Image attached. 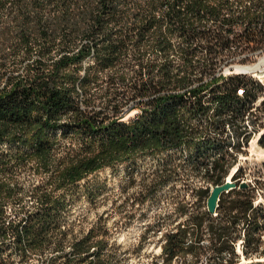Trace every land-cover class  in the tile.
Returning <instances> with one entry per match:
<instances>
[{"label": "trees", "instance_id": "1", "mask_svg": "<svg viewBox=\"0 0 264 264\" xmlns=\"http://www.w3.org/2000/svg\"><path fill=\"white\" fill-rule=\"evenodd\" d=\"M262 53L264 0H0V264H126L108 218H69L83 196L99 205L96 177L122 164L138 209L179 167L204 172L153 264L264 257V208L240 168L217 215L207 208L262 89L224 70ZM184 144L153 179L136 175L138 160Z\"/></svg>", "mask_w": 264, "mask_h": 264}, {"label": "rangeland", "instance_id": "2", "mask_svg": "<svg viewBox=\"0 0 264 264\" xmlns=\"http://www.w3.org/2000/svg\"><path fill=\"white\" fill-rule=\"evenodd\" d=\"M253 60V62L247 63L235 62L229 66L233 71H228L229 67H226L224 70L226 75H238L239 73L245 79L252 80L262 87L256 101L258 102L257 108L259 109L253 110L252 118L250 117V119H256L257 124L255 125L250 120L248 122L249 125L252 126L254 124L256 126V133L251 132L253 128H248L249 132H251L248 143L243 144V147L240 149L234 148L233 152L228 149L229 154L225 157L233 165L227 177H229L233 169L235 172L237 168H240L237 181L240 183L246 182L256 189V203H260L264 208V145L260 141L264 134V79H260L250 73H244L241 70V67L261 63L264 60V53L256 56ZM254 142L256 144L255 150L252 148V143ZM174 152L169 149L158 155H148L145 159L138 160L137 167L139 168L136 175L141 177L140 172L145 171L148 178L150 180L153 179L155 175L161 172L164 164L170 161V156ZM178 155L181 156L182 153L176 154L175 158ZM175 163L179 165L184 164L185 166V163L179 160L175 161ZM129 165H119L116 174H112L110 170L101 172L96 179L104 181L107 184V188L99 198V205L91 204L83 196L75 204L69 218L87 217L84 220V225H90V222L95 221L100 215H103L105 218H108L109 227L114 231L116 248L119 252L120 260L125 256L124 262L126 264H153L154 262H162V244L165 242L163 232L166 231L168 224L176 225L182 219L176 210L177 204L184 199L187 187L190 190L196 185L203 184V178L181 166L177 170L178 172L173 174L172 182L163 187L155 198L138 209V205H134V202L139 181L137 184L129 183L131 175L129 174L131 172ZM20 176L22 183L26 186L32 184L35 179L37 180V176L35 177L30 172H24ZM231 180L233 181V179ZM212 187L214 186L211 185ZM29 201L31 202L30 199ZM113 202L114 206L112 207ZM108 215L109 217H107ZM168 216H171V218ZM148 227H151V229L148 230ZM208 240L209 237L206 236V245L208 244ZM262 241V248L264 249V235ZM241 253L239 254L241 255ZM213 259L214 257L211 253L207 252L197 264H211ZM224 260L225 262L228 261V257L225 256ZM251 262L263 264L264 257L255 256L252 259H246L241 255L240 264H249ZM174 264H186V262L184 259H179Z\"/></svg>", "mask_w": 264, "mask_h": 264}, {"label": "water", "instance_id": "3", "mask_svg": "<svg viewBox=\"0 0 264 264\" xmlns=\"http://www.w3.org/2000/svg\"><path fill=\"white\" fill-rule=\"evenodd\" d=\"M228 69H229L228 71H233V69L230 67ZM236 186H237L236 183L233 182L232 180H226L223 184L216 185L211 188V195L207 202V208L212 215L217 214L218 202L220 200V196L222 195V193L228 192L229 190L235 188ZM246 187H248V184L246 182H242L240 184V188H246ZM237 248L238 249L242 248V242L238 243Z\"/></svg>", "mask_w": 264, "mask_h": 264}, {"label": "bare ground", "instance_id": "4", "mask_svg": "<svg viewBox=\"0 0 264 264\" xmlns=\"http://www.w3.org/2000/svg\"><path fill=\"white\" fill-rule=\"evenodd\" d=\"M240 70V69H239ZM241 70H242V72H244V73H250V74H253L254 76H256V77H258V78H260V79H264V60L261 62V63H259V64H255V65H250V66H247V67H241ZM234 73V72H233ZM236 73V72H235ZM243 96V95H242ZM257 101V100H256ZM258 102H255L253 105H254V108H257V106H258V104H257ZM247 124H248V121H247ZM251 132H253V133H256V129H251ZM251 132H250V134H251ZM230 133V132H229ZM233 136V135H232ZM231 136V137H232ZM236 142V141H235ZM255 146H256V144H255V142L254 143H252V148L255 150ZM232 152H233V148L232 147H230L229 148ZM252 149V150H253ZM171 151H175L174 153H172L171 154V156H175L176 154H179L180 152L181 153H183L182 152V150L184 151V153H186L187 151H186V145L184 144V145H182V146H180V147H178V148H173V149H170ZM187 154V153H186ZM210 166H212V162L210 163ZM236 169V168H235ZM232 174H234V169H233V171H232V173L230 174V177L229 178H231V176H232ZM242 242V241H241ZM239 251V253H241L242 252V250L241 249H239L238 250Z\"/></svg>", "mask_w": 264, "mask_h": 264}, {"label": "built area", "instance_id": "5", "mask_svg": "<svg viewBox=\"0 0 264 264\" xmlns=\"http://www.w3.org/2000/svg\"><path fill=\"white\" fill-rule=\"evenodd\" d=\"M240 93L242 94V90H240ZM254 106V105H253ZM256 108H254L253 110H255ZM249 122V121H248ZM247 127L248 128H253V129H257L256 128V126L254 125V124H252V126L251 125H249V123L247 124ZM248 130V132H246V133H248V134H250V132H249V129H247ZM211 167V166H210ZM237 170H238V168H237ZM191 172H193V171H191ZM237 171H235L234 172V174L236 173ZM195 173V172H194ZM234 174H232V176H231V178H229L230 177V175H229V177H227L228 178V180H231L232 178H233V176H234ZM195 175H198V176H200V177H202L203 178V176H204V172H201V173H195ZM227 178H226V180H227ZM219 205V204H218ZM217 215V214H216ZM215 215V216H216ZM240 241H242V240H240Z\"/></svg>", "mask_w": 264, "mask_h": 264}]
</instances>
